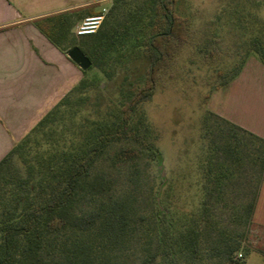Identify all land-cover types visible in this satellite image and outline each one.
I'll list each match as a JSON object with an SVG mask.
<instances>
[{
  "label": "trees",
  "instance_id": "16d2710c",
  "mask_svg": "<svg viewBox=\"0 0 264 264\" xmlns=\"http://www.w3.org/2000/svg\"><path fill=\"white\" fill-rule=\"evenodd\" d=\"M119 1L114 0L111 10ZM98 12L87 9L88 14ZM105 17L95 32L76 36L80 38L77 42L68 36L74 19L80 18L78 11L46 15L33 21L54 45L66 51L78 46L91 64L100 66L106 76L127 59L143 56L146 66L142 77L129 81L127 93L111 121L88 124V120L81 117L76 121V108L87 101L84 95L87 81L82 76L2 157L0 264H118L117 259L124 256L135 240L141 242L144 264L156 260L162 264H205L209 250L216 246L227 260H232L239 241L223 235L212 242L211 248L205 247L203 226L209 223L204 216L198 217L192 212L188 217H174L173 213H166L159 204L162 203L160 191L159 201L155 200L156 210L148 219L138 214L134 198L113 197L109 193L111 181L91 175L107 146L121 138L131 139L139 147L118 149L112 155L113 163L128 162L145 152L151 160L162 164L159 149L147 139L139 125L131 124V119L160 80L171 76L193 32V12L188 0H146L144 13L137 14L138 22L132 26L124 22L107 24ZM249 49L264 64V22L250 35ZM85 72L82 70L83 74ZM74 92L78 95L70 97ZM59 122L62 125L74 123L77 130L72 135L60 132L61 136L54 142ZM244 132L264 142L257 135ZM31 143H36L33 150ZM15 156L20 165L14 164ZM84 199L94 205L76 212L75 205ZM254 201L255 196L247 205L249 218ZM62 234L66 238L56 242ZM48 246L59 249V256L45 257Z\"/></svg>",
  "mask_w": 264,
  "mask_h": 264
},
{
  "label": "rangeland",
  "instance_id": "374dc122",
  "mask_svg": "<svg viewBox=\"0 0 264 264\" xmlns=\"http://www.w3.org/2000/svg\"><path fill=\"white\" fill-rule=\"evenodd\" d=\"M145 1L121 0L112 10L114 0L103 3L107 24L137 23V14L144 13ZM188 3L193 12L189 41L179 54L171 76L160 80L131 119V124L139 125L159 149L162 164L151 160L145 152L128 162L113 163L112 155L118 149L139 147L137 142L121 138L107 146L91 175L110 180L109 193L113 197L134 198L138 214L148 219L156 210L155 200L160 191L162 203L159 204L166 213H173L174 217H188L192 212L204 216L209 223L203 226L205 247L211 248L212 242L223 235L239 241L232 260H227L215 245V249L209 250L205 264H264V251L251 243L247 213L248 203L257 197L258 179L264 168L261 167L264 142L216 116L208 105L212 92L234 76L245 55L246 59L252 54L249 37L264 22V0H188ZM71 33L72 41L77 42L80 38H76L74 30ZM145 66L143 56L127 59L106 76L100 66L90 64L82 74L87 81L84 89L87 101L76 108V121L80 117L88 120V124L114 119L129 81L142 77ZM77 95L74 92L70 97ZM56 129L54 142L61 136L60 132L72 135L77 127L74 123L59 122ZM35 145L31 143L32 150ZM20 163L15 156L14 164ZM93 205L91 200H80L75 211L80 213ZM64 238L62 234L56 242ZM141 246L140 240H135L124 256L117 259L118 264H144ZM59 253V249L48 246L44 254L50 258L58 257ZM148 264L162 263L156 260Z\"/></svg>",
  "mask_w": 264,
  "mask_h": 264
},
{
  "label": "crops",
  "instance_id": "0c3cea01",
  "mask_svg": "<svg viewBox=\"0 0 264 264\" xmlns=\"http://www.w3.org/2000/svg\"><path fill=\"white\" fill-rule=\"evenodd\" d=\"M105 2L110 0H0V160L83 74L33 21L78 11L72 32L93 15L87 9L100 11ZM208 105L216 116L264 139V64L249 54L234 78L212 92ZM249 224L252 245L264 251V168Z\"/></svg>",
  "mask_w": 264,
  "mask_h": 264
},
{
  "label": "built area",
  "instance_id": "2783aa9c",
  "mask_svg": "<svg viewBox=\"0 0 264 264\" xmlns=\"http://www.w3.org/2000/svg\"><path fill=\"white\" fill-rule=\"evenodd\" d=\"M106 12V8L102 7L100 12L81 19L73 28L74 34L79 36L95 32L102 23Z\"/></svg>",
  "mask_w": 264,
  "mask_h": 264
},
{
  "label": "water",
  "instance_id": "95a60500",
  "mask_svg": "<svg viewBox=\"0 0 264 264\" xmlns=\"http://www.w3.org/2000/svg\"><path fill=\"white\" fill-rule=\"evenodd\" d=\"M67 56L81 69H87L91 61L89 58L81 51L78 46H74L68 50ZM157 202L159 201V197L156 198Z\"/></svg>",
  "mask_w": 264,
  "mask_h": 264
}]
</instances>
